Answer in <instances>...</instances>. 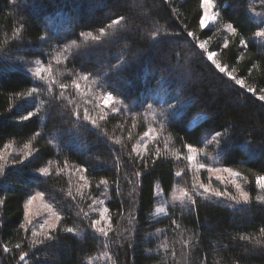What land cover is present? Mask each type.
<instances>
[{
    "label": "trees",
    "instance_id": "obj_1",
    "mask_svg": "<svg viewBox=\"0 0 264 264\" xmlns=\"http://www.w3.org/2000/svg\"><path fill=\"white\" fill-rule=\"evenodd\" d=\"M258 1L213 0L202 29V0H0V264H264ZM187 145L241 174L249 201L203 191ZM174 188L183 205L150 218L156 190ZM35 191L61 214L50 239L23 226ZM100 198L107 222L93 228Z\"/></svg>",
    "mask_w": 264,
    "mask_h": 264
},
{
    "label": "rangeland",
    "instance_id": "obj_2",
    "mask_svg": "<svg viewBox=\"0 0 264 264\" xmlns=\"http://www.w3.org/2000/svg\"><path fill=\"white\" fill-rule=\"evenodd\" d=\"M263 2L257 0V4H262ZM204 14V12H203ZM210 15H214L212 9L209 10ZM203 17V15H202ZM211 23V22H210ZM262 30H264V24L262 25ZM200 43H204V41H198L197 45L199 46ZM211 53V51L207 52V57ZM102 103L104 104V98L102 100ZM105 105V104H104ZM154 140V135L151 132H148L145 137H143L135 146V148L142 153L148 144V142H151ZM187 154L193 155L195 158L194 160L190 161L191 167L193 168V171L195 173H199L202 169H200L199 162L196 156V153H190L187 150ZM209 168H219L221 171H209ZM228 167L226 166H217L213 167L211 165H205V168H203L205 171H207V175L210 177V182L206 181L207 184H201L207 187L209 190L207 192H213L216 191L227 193V192H234L237 195H239V192L237 191L236 185L238 184L240 188L244 191V178L241 174L237 177H233L231 173L227 171H223V169H226ZM230 169V168H228ZM232 170V169H231ZM233 172L238 173L235 170H232ZM200 188H202L200 186ZM159 189V188H158ZM156 190V204L153 208V210L150 212L149 217L152 219L160 218L167 214V206L170 204H177L182 199V194L179 191V189L174 188L171 193L167 196L163 195L159 190ZM204 189V188H203ZM205 191V190H203ZM224 191V192H223ZM206 192V191H205ZM231 192V193H232ZM230 193V194H231ZM39 194V195H38ZM229 194V195H230ZM35 196L36 199L32 200V203L29 205L28 201L31 197ZM97 204V212H98V219L103 223L107 222L106 216H105V205H104V199L100 198L96 201ZM27 205V207H26ZM160 209H163V211H160ZM53 213L55 215H53ZM61 217V214L54 208L51 202H49L42 193L35 191L31 195H29L25 202H24V217H23V226L29 230L31 235L34 237L33 233H36V236H45V233H48V231L52 228H49L48 225H56L58 220L56 217ZM47 221V223H45ZM44 225L43 228H41V225Z\"/></svg>",
    "mask_w": 264,
    "mask_h": 264
},
{
    "label": "snow or ice",
    "instance_id": "obj_3",
    "mask_svg": "<svg viewBox=\"0 0 264 264\" xmlns=\"http://www.w3.org/2000/svg\"><path fill=\"white\" fill-rule=\"evenodd\" d=\"M202 8H203V12H204V14H203V17L200 19V27L203 29V28H206L210 22H214V21L216 20V16H215V15H210V14H209V10L212 9V8H214L213 0H202ZM114 23H119V19H117L116 21H114ZM226 27H227V29H228L229 32H233V33L236 32V29L233 27L232 24H228V25H226ZM101 32H103V30H101ZM87 35H88V36H91L92 33L89 32V33H87ZM187 35H188V36H192L193 34H192L191 32H189ZM256 36H257V37H264V30L257 32V33H256ZM240 43L246 45V41H243V40H242V41H240ZM199 47H200L201 49H204V48H205V43H200ZM225 47H227V44H225ZM214 56H215V53H209V55H208V59H209V60H212V62L215 64L216 68L219 69L220 72H224L225 69H224L223 67H221L220 64L216 63L215 60H213V57H214ZM39 63H40V62L37 61V64H39ZM44 71H45V69L41 66V67H37V68H36L35 73H36L37 76H41V74H42ZM229 76L231 77V73H229ZM83 78H84V79H87V76H85V77H83ZM231 78H232V79H235V77H231ZM236 83H237V84H241V85H243V81H242V80H236ZM77 88H79V85H77ZM35 91H36V88H32V89L30 90V92H29V95H31V94H32L33 92H35ZM248 91H249V92H252L253 89L249 88ZM112 99H113L112 94H111V93H108V94L105 95V97H104V104H105V105H108V104L112 101ZM259 99L264 100V96H260ZM148 107L151 108V105H149ZM31 116H32V112H28L27 115L23 117V119H25V120H26V119H29V118H31ZM76 116L79 117V113H76ZM84 119H85V120H88V119H89V116H88L87 112H85ZM92 123L95 124V120H92ZM218 138L223 139V134H222L220 131H217V132L215 133V135L213 136V141L219 143V139H218ZM25 147H28V145H25ZM187 148H188V151H189L190 153L195 152V149L192 147V145H187ZM157 155H159V152H157ZM194 158H195V157H194L193 155H189V156L187 157V159H188L189 161L194 160ZM198 167H199L200 169H203V168H205V164L201 163V164H199ZM208 170H209V171H221V169H219V168H209ZM2 171H3V167L0 166V172H2ZM40 171H41L42 173H48L49 170H48V168H42V169H40ZM223 171H227V172L231 173V175H232L233 177H237V176H239V173L233 172L231 169H228V168L223 169ZM176 175H177V176H180L181 173H180V172H177ZM101 183H107V181H102ZM256 183H257V185H258L260 188L264 189V176H258V177L256 178ZM201 187L204 188V190H205L206 192L209 190V189H208L207 187H205L204 185H201ZM236 188H237V191L239 192V199L243 200L244 202H248V201H249V194H248V192L243 191V190L240 188V186H239L238 184L236 185ZM38 195H39V194H38ZM215 195H216V196H223V195H225V193H222V192L216 191V192H215ZM230 198H231L232 200H237V199H238L236 196H232V197H230ZM34 199H36L35 196L31 197V198L29 199V201H28V204L30 205V204L32 203V200H34ZM257 200H259L261 203H264V197L258 196V197H257ZM183 203H184V202L181 201V204H182V205H183ZM193 203H194V201H193ZM26 207H27V205H26ZM105 211H107V209H105ZM160 211H163V209H160ZM53 215H55V214L53 213ZM56 218H57V220H59V217H58V216H57ZM45 223H47V221H46ZM99 223H100L99 220H95V221H93V222H92V227L95 228ZM173 223H175V221H173ZM43 227H44V225L42 224V225H41V228H43ZM48 227H49V228H54L55 225L49 224ZM67 231H68V232H72L73 230H72L71 228H68ZM98 231H100L101 233H103L105 236L108 235V233L105 231L104 228H99ZM33 235L35 236L36 233H33ZM45 237L48 238V239L51 238L47 233H45ZM245 238H246V237H241V239H245ZM257 243H259V241H257ZM17 247H19V245H17ZM4 251L7 252V251H8V248L5 247V248H4ZM20 259H21V260H24V259H25V256H21Z\"/></svg>",
    "mask_w": 264,
    "mask_h": 264
}]
</instances>
